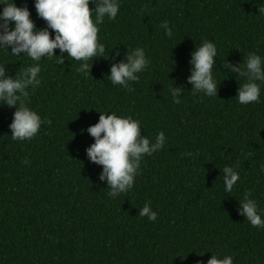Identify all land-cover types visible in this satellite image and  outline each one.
Instances as JSON below:
<instances>
[{"label": "trees", "instance_id": "obj_1", "mask_svg": "<svg viewBox=\"0 0 264 264\" xmlns=\"http://www.w3.org/2000/svg\"><path fill=\"white\" fill-rule=\"evenodd\" d=\"M15 2L29 8L38 28L46 26L34 0ZM256 3L119 0L117 17L99 25L105 55L89 61L87 76L66 53L62 65L41 59V83L28 89L27 101L45 121L37 135L12 140L15 109L0 106V264H198L211 252L231 255L233 264H264V228L238 211L247 192L264 213V85L258 102L242 105L238 73L224 66L239 65L250 52L264 57ZM165 20L171 38L160 27ZM204 40L217 46L216 97L194 95L187 82L191 53ZM136 47L148 67L129 88L113 85L111 64ZM20 55L0 49L11 76L33 63ZM173 86L181 87L179 104ZM98 111L139 120L150 140L161 131L166 138L143 157L132 189L115 199L99 180L103 166L86 154L94 138L82 130L98 122ZM229 165L239 179L224 193ZM146 201L158 213L155 222L138 216Z\"/></svg>", "mask_w": 264, "mask_h": 264}, {"label": "clouds", "instance_id": "obj_2", "mask_svg": "<svg viewBox=\"0 0 264 264\" xmlns=\"http://www.w3.org/2000/svg\"><path fill=\"white\" fill-rule=\"evenodd\" d=\"M90 4H95V7L90 8ZM256 5L258 15L264 16V0H257ZM34 8L38 17L45 21V27L36 26L26 5L17 6L15 0H0V49H7L13 56H21L22 53V56L33 61L15 76L9 75L5 66L0 65V106L15 109L8 125L11 139L15 141L31 140L45 122L27 103L28 89H34L41 83V59L56 57V62L62 65L66 53L72 61L80 62L76 71L87 76L95 60L92 58L105 55V44L98 39L99 25L105 17L108 20L117 17L119 0H34ZM160 27L167 37L173 36L167 20L162 21ZM55 49H59L60 55L54 53ZM216 57L217 46L208 40L196 46L191 53L187 82L192 85L194 95L203 93L207 97L217 96L219 84L213 75ZM149 63L144 49L136 47L127 53L125 60L111 64L107 79L113 85L129 88V82L137 81L138 74ZM224 66L238 73V103L247 105L258 102L261 86L264 85V57L250 52L239 65L226 61ZM169 93L173 102L179 104L181 87L173 86L169 88ZM98 112V122L82 130L94 138L86 154L91 162L103 166L99 180L107 182V196L115 199L132 189L135 177L139 175L141 160L145 155L151 156L160 150L166 138L162 131L156 134L154 140L141 135L140 121L131 116ZM261 171H264V165ZM222 175L224 193H231L239 174L235 167L229 165L223 168ZM238 211L251 226L264 228V213L249 193L246 192L239 201ZM138 216L155 222L158 213L152 209L151 202L146 201L139 208ZM211 253L206 262L198 261V264H233L231 255Z\"/></svg>", "mask_w": 264, "mask_h": 264}]
</instances>
